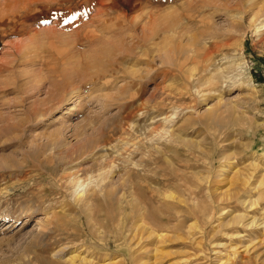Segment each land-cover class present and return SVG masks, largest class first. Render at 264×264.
I'll use <instances>...</instances> for the list:
<instances>
[{"label": "rangeland", "instance_id": "rangeland-1", "mask_svg": "<svg viewBox=\"0 0 264 264\" xmlns=\"http://www.w3.org/2000/svg\"><path fill=\"white\" fill-rule=\"evenodd\" d=\"M0 264H264V0H0Z\"/></svg>", "mask_w": 264, "mask_h": 264}, {"label": "bare ground", "instance_id": "bare-ground-1", "mask_svg": "<svg viewBox=\"0 0 264 264\" xmlns=\"http://www.w3.org/2000/svg\"><path fill=\"white\" fill-rule=\"evenodd\" d=\"M235 218H236V219H239L240 216L237 215ZM143 220H144V218H143ZM135 221H136V220H135ZM141 221H142V220H141ZM234 221H235V220H234ZM252 221L254 222V219H253ZM140 224H141V223H140ZM248 224H249V222H248L246 225H248ZM250 224H251V221H250ZM136 229H138V230H139V229H142V230H143V226H142V225L140 226V225L138 224V225L136 226ZM138 230H137V231H138ZM137 231H135V232H137ZM83 260H84V259H83ZM85 262H86V261H85Z\"/></svg>", "mask_w": 264, "mask_h": 264}]
</instances>
